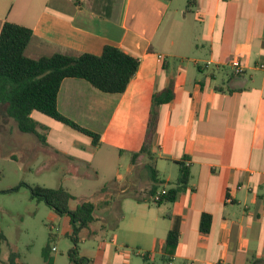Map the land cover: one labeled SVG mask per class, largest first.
Here are the masks:
<instances>
[{
    "label": "crops",
    "instance_id": "1",
    "mask_svg": "<svg viewBox=\"0 0 264 264\" xmlns=\"http://www.w3.org/2000/svg\"><path fill=\"white\" fill-rule=\"evenodd\" d=\"M182 8L187 0H0V27L9 22L31 30L24 51L30 59L100 55L105 46L138 59L122 94L101 93L79 79L61 83L58 111L100 137L93 146L90 137L59 123L72 131L56 128L72 138L75 155L61 154L70 165L90 169L97 155L107 157L99 154L106 141L117 149L110 161L118 165L124 145L137 153L149 139L151 163L163 182L158 192L175 186L177 163L189 169L188 185L172 203L122 199L121 213V207L132 212L128 232L107 204L116 195L101 190L99 197L107 199L94 204L106 221L115 220V245L102 242L94 255L78 252L89 264H111L115 256L127 264L120 247L163 254L176 220L177 247L163 254L168 264H264V0H196L188 11ZM233 60L243 66L239 76L232 73ZM167 88L174 97L156 108L151 123L152 98ZM38 115L30 117L40 126ZM43 128L45 141L57 137ZM138 160L146 163L129 159L124 175L116 171L118 194ZM205 214L210 227L201 233Z\"/></svg>",
    "mask_w": 264,
    "mask_h": 264
},
{
    "label": "rangeland",
    "instance_id": "2",
    "mask_svg": "<svg viewBox=\"0 0 264 264\" xmlns=\"http://www.w3.org/2000/svg\"><path fill=\"white\" fill-rule=\"evenodd\" d=\"M224 74L225 71L222 70L220 75ZM38 116L41 117V121L38 123L40 126L36 129L37 132L46 137L43 126H47L51 134L58 133L56 138L43 142L32 134L21 133L17 130L14 121L7 117L4 107H0V231L6 238L1 246V264H8L10 252L18 255L17 264H51L42 256V250L47 244L51 249H55V252L50 253L52 264H70L68 251L73 248V242L69 237L71 227L68 217L55 216L43 202L32 199L29 190L21 186V183L49 189L66 188L76 197L71 202L73 209L82 200L93 203L106 200L107 198L99 197L100 191L105 187L116 195V199L123 196H125L123 200L131 199L126 195L144 188L145 181L143 182L141 178H148V173L141 164L144 160L142 162L138 160V166H135L131 174V182L123 183L121 189L125 191L118 194L113 179L117 170L124 175V167L133 154L125 145L122 149L124 154L121 164L117 165L110 161L117 149L106 141L101 145L99 154H107V157L102 159L97 155L90 169H86L82 162L78 165H70L66 161L68 158H64L61 154L67 152L71 159V156L75 155L69 146L72 138L66 131L57 132L56 128H64L68 132H72L71 129L43 115ZM3 128L5 131L2 130ZM104 159H107L106 163ZM129 202L134 204L133 201ZM121 209V216L116 215L117 224H120L121 230L128 232L132 212L125 213V208L121 207ZM104 217H106L104 211L98 209L97 221L92 223L89 229L82 230L78 234L77 251L80 254L94 255L99 251L102 242H107L111 248L115 245L110 243V239L115 238L117 230L109 229V222ZM114 221L112 219L111 222ZM102 226H105L104 230H101ZM120 253L122 254L120 258H123L127 264H143V255L147 253L149 264H162L163 254L165 255L166 251L164 248L163 254H160L139 251L135 247H120ZM111 264H119L118 256L113 258Z\"/></svg>",
    "mask_w": 264,
    "mask_h": 264
},
{
    "label": "trees",
    "instance_id": "3",
    "mask_svg": "<svg viewBox=\"0 0 264 264\" xmlns=\"http://www.w3.org/2000/svg\"><path fill=\"white\" fill-rule=\"evenodd\" d=\"M195 4L196 0H187L188 9H191ZM31 38L32 32L28 28L9 22H4L0 27V107H4L7 117L14 121L18 131L32 134L43 142H45V137L37 132L36 129L39 126L30 117L32 111L90 137L92 145L97 146L100 139L98 134L81 127L58 111L57 96L61 83L65 79H79L87 82L101 93L122 94L137 71L138 59L113 46H105L100 55L83 53L70 56L55 53L51 56L30 59L24 55V51ZM173 97V91L170 88L154 94L151 123L155 120L156 108L169 102ZM44 130L46 129L43 128ZM139 158L146 160L143 169L147 171L148 178H141V180L143 182L147 180V184L144 188L139 189L140 191L129 192L126 196L137 203H148L155 206L176 201L179 194L187 187L190 179L189 169L183 162L177 163L178 178L175 186L161 194V191L158 192V190L163 182L158 178V173L151 163L154 158L150 150L149 139L137 153H133L131 156L132 162ZM21 186L29 190L32 199L43 202L57 216L68 217L71 227L69 237L73 242V248L68 251L70 263L89 264L88 260L79 256L77 251L78 234L82 230L89 229V226L97 221L96 213L98 209H101L100 206L82 200L72 209L71 202L76 198L63 187L49 189L24 183H21ZM107 189L105 187L102 190ZM124 197L114 198L107 202L108 205L115 207L117 217L121 216L120 203ZM155 197L158 198L157 201L154 200ZM108 222V227L116 228L117 221ZM210 222L209 215L202 216L201 233L209 231ZM102 227L105 229V226ZM178 236L179 223L176 220L165 238V251L169 255L177 247ZM5 241L6 238L0 231V254L1 246ZM51 250L49 244L42 250V256L46 262H51ZM17 258L16 253L10 252L8 264H17ZM143 262L144 264L148 263L146 254L143 255ZM162 262L168 264L169 257H163Z\"/></svg>",
    "mask_w": 264,
    "mask_h": 264
},
{
    "label": "built area",
    "instance_id": "4",
    "mask_svg": "<svg viewBox=\"0 0 264 264\" xmlns=\"http://www.w3.org/2000/svg\"><path fill=\"white\" fill-rule=\"evenodd\" d=\"M158 59H159V60H162V57H161V56H158ZM230 67H231V70H232L233 75H235V76H239V75H241V74L243 73V66H242L241 63H240L239 61H237V60H233V61H231V62H230ZM260 68H261V69H264V65L261 64V65H260ZM160 193H161V194H164L165 191L162 190ZM154 200L157 201L158 198L155 197ZM54 250H55V249L52 248V251H54Z\"/></svg>",
    "mask_w": 264,
    "mask_h": 264
}]
</instances>
